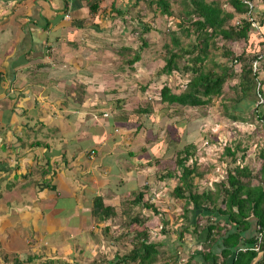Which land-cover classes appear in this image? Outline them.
Returning a JSON list of instances; mask_svg holds the SVG:
<instances>
[{
	"label": "crops",
	"instance_id": "crops-1",
	"mask_svg": "<svg viewBox=\"0 0 264 264\" xmlns=\"http://www.w3.org/2000/svg\"><path fill=\"white\" fill-rule=\"evenodd\" d=\"M128 1L0 0V264H131L128 249L142 231L157 246L155 264H223V240L237 225L174 196L179 171L167 169L183 144L155 156L148 136L161 125L158 110L139 113L145 99L114 73L127 67L107 38L126 29L111 9ZM106 51L108 81L105 57L94 68ZM142 191L158 213L132 205ZM96 198L108 214L94 208ZM137 215L140 227L130 232L125 225ZM248 222L244 234L253 236L255 219ZM216 223L222 232L206 243L205 228ZM240 247L230 248L227 264Z\"/></svg>",
	"mask_w": 264,
	"mask_h": 264
},
{
	"label": "trees",
	"instance_id": "trees-1",
	"mask_svg": "<svg viewBox=\"0 0 264 264\" xmlns=\"http://www.w3.org/2000/svg\"><path fill=\"white\" fill-rule=\"evenodd\" d=\"M254 1L156 0L155 4L152 0L147 2L149 6L152 5L154 16L159 12L160 16L165 17V29L160 36L164 38V41L160 42L162 51L158 50L162 65L152 73V79L148 84L138 86V90L146 96L156 94L158 98L154 100L161 104L156 108L158 110L156 112L159 113L157 119L161 121V125L149 130L166 132L168 128L175 127V119L172 118L181 111L193 112L192 115L194 112H199V117L195 121L190 123L186 120V129L183 132L184 145L179 149L178 157L171 158L172 165L167 170L179 171L178 183L173 188V194L177 198L185 199L186 206L191 204L198 209L203 207L209 214V211L217 210L219 215L226 217V221L237 225L235 229L227 231V236L223 240V264L228 260L230 248L239 242L241 247L234 251L232 264H251L253 261L264 264V101L258 104L259 100H264V90L257 89L251 70V61L258 57L260 68L264 72V55L259 56L263 54L262 52L259 55L252 52L247 56V51L244 50L237 55L228 46L231 43H249L251 25L246 20V14L249 11V5L246 2L253 5L255 16L257 19L259 17L257 22L261 28L259 34L264 36V12L258 10V5L254 4ZM89 9L93 13L98 9V5L94 6L91 1ZM111 10L116 18L128 15L127 8L112 6ZM128 18L134 25L131 34H137L140 28L142 33L139 34L138 40L141 44L139 43V47L135 50L131 46L122 47L121 50H117L116 56L127 70H136L134 65L141 61L140 54L149 47V42L144 36L150 32V29L148 24L142 22L145 17L136 14L129 15ZM119 22L124 29H127L125 20H119ZM186 41L188 42L184 45ZM259 45L263 46L262 39ZM206 50L209 52L208 56ZM132 51L134 52L129 55ZM123 53L128 55L124 56ZM216 58L218 60H215ZM207 62L210 65H204ZM162 77L165 79L162 80ZM172 83L177 93L172 91ZM261 84L264 87V78ZM218 99L221 100L220 110H218L220 118L240 123L242 126H250L251 133L258 134L261 143L256 144L259 147L252 153L250 159L258 160L260 168L255 174L249 164L243 163L250 145H243L242 139L249 138V135L246 134L239 139L236 136L230 145H224V152L217 158L225 163L224 178L213 185L214 189L204 188L201 192H197L193 186V179L201 178L202 174L196 172L197 158L194 154L196 145L192 141L188 142L187 138L191 140L196 138V134L190 131L197 128V123L199 130H202V126L204 129L205 120L200 119L205 115L203 111L209 109ZM144 107L145 109L139 110L140 113L155 111L152 101ZM192 115L190 114L191 117ZM208 122H211V119ZM203 135L204 140L212 143L208 139L209 134ZM153 138L159 139V134L155 133ZM152 159L153 165L160 166L158 157ZM167 177L170 178L171 174L169 173ZM145 189H148L147 186ZM142 194L143 191L136 195L132 205L158 213L154 204L143 201ZM94 208L105 210L106 214L111 211L110 208H103L100 198H96ZM139 216L137 215L132 221L140 223ZM250 218L255 219L253 236L244 234L249 229L248 219ZM205 220L210 221V218L207 217ZM222 227L227 225L224 224ZM205 230L206 243L211 242L215 233L222 232L218 223L207 225ZM143 235H147L145 231L138 233L135 237V247L126 257L131 264L157 263V246L154 242H149V235L145 237ZM256 246L257 252L252 249Z\"/></svg>",
	"mask_w": 264,
	"mask_h": 264
},
{
	"label": "rangeland",
	"instance_id": "rangeland-1",
	"mask_svg": "<svg viewBox=\"0 0 264 264\" xmlns=\"http://www.w3.org/2000/svg\"><path fill=\"white\" fill-rule=\"evenodd\" d=\"M155 1L156 0H152V2L154 4H155ZM147 2H149V0H134V4H133V0L128 1L127 4L131 5L126 10L128 15H125V16L123 15V16H120L118 18V21L119 20H125L126 21L125 22V24L127 25L126 31H123V33H121V31L120 32L118 31L116 35L110 34L109 37L107 38V40L109 42L115 43L110 48L113 50L112 52H114L115 50H119V49L121 50V48L123 46H131L134 50L137 49L139 47V45L141 44V42L138 40V36L142 32L139 28L137 31L138 35L133 34V33L131 34L132 27L134 25L131 24V21L128 18V16L129 15L134 16V15L138 14L140 16L145 17L142 22L148 24L149 29H150V32H148L144 36L145 39L147 40V42H149L148 43L149 47H147L145 50H143V52L140 54L141 61L134 65L136 70H126V71H123V73H121L118 70L114 69L115 70L114 73L117 74L118 77H122L123 79H126V81H127L126 87L127 88L130 87V85H129L130 82H131V87L136 88L138 95L142 99H145V102L143 104H145L147 102L146 96L144 94H142V92L140 90H138L139 89L138 86H139V84H148L152 79V77H151L152 73L157 71L159 69V66L162 65V59H161V56L159 55L158 50L161 49L160 48L161 47L160 42L164 41V38L160 37V36H161V33H163L164 29H165V17L160 16L159 12L154 16V13L152 12V5L149 6L147 4ZM262 2H264V0H255L254 4L256 3L258 5L257 8L260 7V11L262 9L263 10L262 12H264V4ZM259 4H260V6H259ZM138 10H141V11H138ZM258 20H259V17H258ZM260 30H261L260 27L254 28L252 33L250 31L249 43L246 44L245 42H240L238 44H235L234 47L238 48V51H241V50L245 51V50L249 49V51L246 52L247 56H249L252 52H259L261 48H260L258 41L261 40V38H264L263 35L259 34ZM106 34H108V32H106ZM165 40L167 41V39H165ZM187 42L188 41L184 42V45ZM161 51H162V49H161ZM112 52L106 51V53H104V54H98L99 57H97V60L99 62H97L94 65V68L96 70L100 69V67H99L100 63H101L100 60L103 57L106 58V59H104L105 62H103V63L108 65L110 63V59L112 57V55H111ZM133 52L134 51L130 52L129 55H131ZM123 54H124V56L128 55L126 53H123ZM161 55H162V52H161ZM105 64L103 67L104 69L103 68L102 69H103L104 74H107V75H103V78H105V81H108V80H110V78H109L110 70L108 71V68H110V67H109V65L105 66ZM112 76L114 77L115 75L112 73ZM164 79L165 78L162 77V80H164ZM97 80H99V79H97ZM171 81H172V79H171ZM175 89L176 88L174 87V84H173L172 85V91L177 93V90H175ZM263 90H264V88H263ZM147 91L150 92V90H147ZM153 97L158 98V96L156 94L153 95ZM151 101H152V103H154V108H157L159 105V102L158 101L154 102V99H152V98H151ZM220 104H221V100L218 99L215 102H213V104L210 106L209 109H206V111H203L205 113V115L203 113L204 117H201L200 119L205 120L204 129L202 126L201 127L202 130H199L198 123H197V128L194 129L193 131H190V133L193 132L196 134V138L193 140L187 138L188 142L192 141L196 145V150H195L194 154L197 157V164L200 165V166L199 165L197 166L196 172H198L199 174H202L201 178L198 177V178L193 179V184H194L193 186H195V189L197 190V192H201V190H203L204 188L214 189V186H213L214 183L213 182H218L219 180H221V178L222 179L224 178L225 171H226L225 163L220 162L219 159L217 160V158L219 156H221L222 152H224V145L225 144L230 145L231 141L236 136H237V139H239V138L244 137L246 134L249 135V138L242 139V144L243 145H250L249 152H254L259 147V146H256V144L261 143L259 140L258 134L257 133L256 134L251 133V130H250L251 127L250 126H242L240 123L231 122L230 120L220 118L219 113H218V110H220V108H219ZM201 112H202V110H201ZM190 114H192V112L181 111L177 115L180 123H178L179 121H177V123L175 124L176 128L174 129V127H173L169 131L170 134H173V137H172L173 140H171V138L166 139V140L163 139V137L165 136V132H162L160 134L161 137H159V140L157 138H153L154 142H152V144L150 143V145H151V147H153V150L155 152L154 153L155 156H158L159 152H161L165 148L167 150H169V148H170V150L176 151L178 146L181 143L184 145L183 132L186 129L187 121H189L191 123L192 121H195V119L199 117V112H197V113L194 112L192 117L190 116ZM210 119H211V122H208V120H210ZM184 121H186V122L184 123ZM236 131L239 134L236 133ZM155 133L159 134V132L154 131L153 135ZM169 133L166 132V134H169ZM205 133L209 134L210 137L208 136V139L212 143H209L207 140L203 139V137H204L203 134H205ZM150 138L152 139V137H150ZM148 148H150V146H148ZM146 154L154 156L151 153H146ZM141 155H143V154H141ZM224 160H226V159H224ZM245 160H246V158H244L243 163L244 164L246 163V164H249L250 166H253L252 169H254L255 166L253 165V162H252L253 160L252 159L251 160L247 159V161H245ZM258 165H259V161L257 163V166ZM160 190L162 192L164 190L168 195L172 196L171 191H169L168 188H164L163 185L160 187ZM165 196L166 195L159 197L157 202L159 203V201H160L161 203H163L162 205H165V203H164V197ZM167 207H171V205L168 203ZM160 217L161 216H159L158 218L160 219ZM173 220L175 221V223L177 222V220H175V218ZM152 223H153V221H152ZM202 223L204 224V221H202ZM152 226H153V224H152ZM125 227L129 228L130 232H134L137 230L138 227H140V225H139V223L129 222L125 225ZM133 249H134V247H131L130 249H128V252L131 253V251H133ZM168 249L171 251L173 250L172 247H170ZM121 252L123 254V249H121ZM106 264H108V263H106Z\"/></svg>",
	"mask_w": 264,
	"mask_h": 264
},
{
	"label": "clouds",
	"instance_id": "clouds-1",
	"mask_svg": "<svg viewBox=\"0 0 264 264\" xmlns=\"http://www.w3.org/2000/svg\"><path fill=\"white\" fill-rule=\"evenodd\" d=\"M259 10V9H258ZM260 11V10H259ZM246 20L250 23V25H251V27H250V31H251V33L253 32V30H254V27L252 26V22L251 21H249L247 18H246ZM253 22H254V24L257 26L256 28H259L260 26H259V24L257 23V22H259L258 21V19L256 18V16H255V11H254V15H253ZM237 24V23H236ZM261 39H264V38H261ZM261 40H259L258 41V43L260 42ZM229 46V48L231 49V46H232V44H229L228 45ZM260 51L259 52H254L255 54H260L261 52H263V46H261L260 45ZM234 52V51H233ZM208 53L209 52H207V50H206V54H207V56H208ZM235 53V52H234ZM235 54H237V55H239L240 53H235ZM257 59V58H256ZM207 61L209 60V59H206ZM215 60H218V58H216ZM255 60H252L251 61V70H252V64H253V62H254ZM236 61H234V63H235ZM204 65H210V63L209 62H207V63H205ZM204 65H202V66H204ZM253 74V73H252ZM264 78V75H260V79H259V82H260V87L259 88H257V89H261V90H263V86H262V84H261V80ZM254 79L256 80V78L254 77ZM257 87V86H256ZM133 91L134 92H137L136 90H134L133 89ZM146 96V95H145ZM151 98L152 99H156V97L154 98L153 97V95L152 96H146V100H147V102L144 104V105H148V103L149 102H151ZM145 108V107H144ZM143 110V109H142ZM139 113H140V111L139 110H137ZM141 113H144L143 115L146 117V118H149V117H147V116H150V114H151V112H141ZM192 115V114H191ZM151 130H153V129H151ZM151 130L149 131L150 133H149V138L150 137H152V135H153V133L154 132H151ZM153 137H154V135H153ZM92 154H93V152H91Z\"/></svg>",
	"mask_w": 264,
	"mask_h": 264
},
{
	"label": "built area",
	"instance_id": "built-area-1",
	"mask_svg": "<svg viewBox=\"0 0 264 264\" xmlns=\"http://www.w3.org/2000/svg\"><path fill=\"white\" fill-rule=\"evenodd\" d=\"M248 5H249V11L248 13L246 14V18L252 22V26L254 28H256L257 26L254 24L253 22V15H254V8H253V5L250 3V2H246ZM262 42H263V54L259 55V56H263L264 55V39H262ZM259 58L257 57V59L253 62L252 64V73H253V76L256 78V86L257 88L260 87V82H259V79H260V75H264V72L261 70L260 68V63L258 62ZM264 100H259L258 104L263 102ZM254 251H258V248L257 246L256 247H253L252 248ZM245 249H243L244 251Z\"/></svg>",
	"mask_w": 264,
	"mask_h": 264
},
{
	"label": "bare ground",
	"instance_id": "bare-ground-1",
	"mask_svg": "<svg viewBox=\"0 0 264 264\" xmlns=\"http://www.w3.org/2000/svg\"><path fill=\"white\" fill-rule=\"evenodd\" d=\"M116 213H117V211H116Z\"/></svg>",
	"mask_w": 264,
	"mask_h": 264
}]
</instances>
